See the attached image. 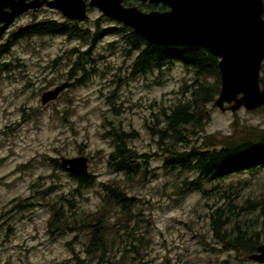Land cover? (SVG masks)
<instances>
[{"label":"rangeland","instance_id":"1","mask_svg":"<svg viewBox=\"0 0 264 264\" xmlns=\"http://www.w3.org/2000/svg\"><path fill=\"white\" fill-rule=\"evenodd\" d=\"M45 15L53 17H41ZM101 17L93 10L77 25L90 34L97 21L100 29L126 27ZM53 18L59 19L57 15ZM27 23L29 18H23L15 27ZM124 35L120 32L99 39L90 59L84 61L85 73L75 71L71 78L68 73L79 54L90 46L81 38L56 35L23 39L2 59L9 69L0 72V264H96L84 253L85 231L62 236L47 232L51 207L45 204L60 202L57 197L62 196L66 209L70 204L93 213L103 203L101 184L126 180L125 175L108 167L114 149L105 134L113 125L137 132L131 146L150 155V166L146 184L131 191L136 197L132 213H109L110 229L120 224L128 229L120 230L117 238L114 232L108 236L114 241L108 256L117 254L119 260L125 247L129 248L130 242L138 245L136 240L144 235L151 239L150 245L140 255L130 253L129 264H258L248 255L212 250L220 246L209 228L211 209L201 193L175 187V177L165 169L158 139L148 130L153 114L183 98V83L187 80L192 84L193 73L177 63L170 70L171 66L164 67L162 73L132 75L140 51L129 53L132 49ZM74 49L76 53H71ZM82 78L81 83H75ZM65 82L68 86L54 101L40 104L44 92ZM208 111L198 143L202 137L230 135L236 120L240 128H264V108L232 113L213 104ZM62 157L87 159V172L93 177L88 188L80 187L67 171L56 167L54 161L60 163ZM195 178L190 175V179ZM246 179L249 176L242 175L231 181ZM246 187L241 203L249 192L264 191V174ZM25 204L31 207L24 208Z\"/></svg>","mask_w":264,"mask_h":264},{"label":"trees","instance_id":"2","mask_svg":"<svg viewBox=\"0 0 264 264\" xmlns=\"http://www.w3.org/2000/svg\"><path fill=\"white\" fill-rule=\"evenodd\" d=\"M98 22L92 34L80 29L77 23L53 22L32 24L25 34L41 37L65 35L68 39L81 38L89 42L87 51L79 54L69 71L70 78L75 71L85 73L84 61L90 59L99 39L120 32L125 33L123 38L132 49L129 53L140 51L132 65V75L162 73L164 67L171 66L170 70L177 63L188 73H193L192 84L187 80L183 83V98L167 110L163 108L157 115L153 114L151 124H147L148 130L153 138L158 139L159 149L165 155V169L175 177V187L185 192L201 193L206 206L211 209L209 228L220 246L219 250H212L248 256L257 253L264 243V191L249 192L242 203L240 199L246 186L264 174V128H240L236 120L230 135L202 137V142L198 143L208 119V108L215 103L221 91L219 59L200 48L150 44L126 27L100 29ZM71 53H76V50ZM82 81L83 78L75 79L77 84ZM105 136L114 149L109 154L108 167L125 175L126 180L112 179L102 183L103 203L93 213L78 210L69 202L70 208L66 209L62 196L57 197L60 202H46L45 206L51 207L46 229L54 236L85 231L88 240L84 253L89 261H96V264H129L127 256L132 252L140 255L150 245L151 239L141 235L136 240L138 245L130 242L119 260L117 254L108 256L107 252L112 251L114 246V241H110L108 236L114 232L117 238L120 230L127 231L128 225L120 224L112 230L107 219L110 218V211L118 213L120 210L123 216L132 213L136 197L131 191L137 185L146 184L150 155L140 154L131 146L138 137L134 130L127 132L113 125ZM54 162L56 167H60L58 161ZM193 174L196 178L192 180L190 175ZM69 175L82 188H88L92 183L91 175L84 178ZM242 175H248L249 179L231 181ZM211 200H216L213 206ZM20 206L17 204L16 207ZM25 207H31V204H25Z\"/></svg>","mask_w":264,"mask_h":264},{"label":"water","instance_id":"3","mask_svg":"<svg viewBox=\"0 0 264 264\" xmlns=\"http://www.w3.org/2000/svg\"><path fill=\"white\" fill-rule=\"evenodd\" d=\"M123 2L91 0L90 7L130 28L150 44L200 48L217 57L221 91L214 105L222 112L234 113L242 108L253 112L264 107V87L261 84L264 64L263 0H150L153 4H163L170 9L151 13L125 8ZM57 5L67 18L85 19L83 6L67 3L66 0ZM31 7L33 3L10 14L0 32L15 15ZM68 10L74 12L69 14ZM67 86L65 82L44 92L40 104L45 106L54 101ZM60 167L76 177L88 176L85 157H62ZM250 258L264 264V244Z\"/></svg>","mask_w":264,"mask_h":264},{"label":"flooded vegetation","instance_id":"4","mask_svg":"<svg viewBox=\"0 0 264 264\" xmlns=\"http://www.w3.org/2000/svg\"><path fill=\"white\" fill-rule=\"evenodd\" d=\"M60 1H63V0H7V1L0 0V3H1L0 4V20H3L2 22H0V28L3 27L5 20L8 19L10 14L17 12L18 10H20L21 8H23L24 6L28 4L33 3V7L28 8L27 10L21 12L18 15H15V17H13L12 22L5 29H3L2 32H0V72L5 73L3 70L9 69V64L2 61V59L6 55L11 53V49L13 48V46H15L17 43H19L23 39L31 40L34 37L41 38V36L25 34V32L28 31L29 28H31L32 24L44 23V22L80 23V22L85 21V19L87 18L88 14L91 11L93 10L98 11L96 8L90 7L91 0H66L67 3L68 2L72 4L76 3V5L83 6L85 10L84 20L82 21L72 20V19L67 18L63 14V12L56 7L58 6L57 4H59ZM51 5H54V7H51ZM123 6L125 8H137L143 13H151L154 11L167 12L170 10L167 6L163 4H153L150 2V0H124ZM68 12L69 14H71L74 11L68 10ZM42 14H49L53 17L57 15L59 19H55L48 15L41 17ZM101 16L104 17L102 14ZM263 17H264V14H263ZM23 18H29V23L15 27L16 23ZM109 20H112V19H109ZM262 87L264 86L262 85ZM250 256L251 255L247 257L248 259L251 260ZM258 264H261V263H258Z\"/></svg>","mask_w":264,"mask_h":264}]
</instances>
